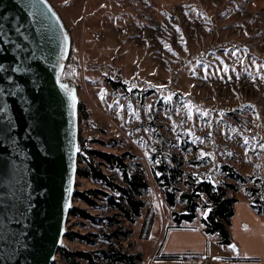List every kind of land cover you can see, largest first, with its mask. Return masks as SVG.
Masks as SVG:
<instances>
[{"label": "rangeland", "instance_id": "rangeland-1", "mask_svg": "<svg viewBox=\"0 0 264 264\" xmlns=\"http://www.w3.org/2000/svg\"><path fill=\"white\" fill-rule=\"evenodd\" d=\"M50 1L71 33L64 75L77 85L88 112L89 118L79 122L84 147L128 151L131 171L143 164L150 185L146 207L124 240L131 252H143L142 263L153 258L161 232L174 225L173 211L181 209L179 200L167 203L156 181L159 162L172 166L171 158L179 153L185 175L217 184L227 179L221 167L229 164L264 181L259 147L264 143V0ZM107 77L127 88H114ZM201 152L210 155L201 157ZM104 169L122 177L115 168ZM104 186L77 176L76 188ZM234 194L246 198L245 186ZM197 213L193 222H184L192 227L186 229L201 227L207 209L199 207ZM152 215L149 236L140 237L143 221ZM76 221L70 216L68 228L98 229ZM209 240L216 264L223 263L221 256L234 254L215 237ZM64 244L88 247L66 237Z\"/></svg>", "mask_w": 264, "mask_h": 264}, {"label": "water", "instance_id": "water-1", "mask_svg": "<svg viewBox=\"0 0 264 264\" xmlns=\"http://www.w3.org/2000/svg\"><path fill=\"white\" fill-rule=\"evenodd\" d=\"M70 46L50 0H0V264H54L64 245L80 154Z\"/></svg>", "mask_w": 264, "mask_h": 264}, {"label": "trees", "instance_id": "trees-1", "mask_svg": "<svg viewBox=\"0 0 264 264\" xmlns=\"http://www.w3.org/2000/svg\"><path fill=\"white\" fill-rule=\"evenodd\" d=\"M114 88L127 85L120 80L107 77ZM80 118L88 119L85 105L80 104ZM80 136L81 148L79 154L78 177L92 178L99 181L104 187L88 189L76 188L74 202H84L88 207L75 204L70 216L75 218L76 224L85 226L88 223L98 226V229L80 231L68 228L66 239L80 241L87 248H71L64 244L58 253L54 264H141L144 260L143 252H131L124 240L133 233L132 225L142 216L146 207L144 195L149 192L150 185L145 176L143 164L136 163L131 171L129 152L115 153L97 148H85ZM170 166L166 160L158 163L154 168V175L165 200L169 205H175L179 200L181 209L173 211L174 225L166 227L165 234L154 251V260H203L207 253H167L163 245L167 232L171 228L186 229L184 222L190 224L197 217L199 207L207 209V213L200 218L202 230L208 235H215L217 243L234 252L223 255L231 261H246L249 257L239 255V246L232 234V220L236 214V203L242 199L234 193L245 186L246 199L252 209L264 217V181L251 179L253 175H244L229 164H223L222 173L226 180L214 183L210 179L200 178L198 174L188 173L183 169V158L175 153ZM104 166L115 168L122 177L117 179L114 173L107 172ZM252 183H249L251 182ZM262 183L259 184V182ZM182 184L186 189H182ZM233 192V194L231 193ZM106 207L105 211L100 210ZM154 223V216L145 219L141 227L140 237L149 236ZM236 244L238 249L231 247ZM130 244V243H129Z\"/></svg>", "mask_w": 264, "mask_h": 264}, {"label": "crops", "instance_id": "crops-1", "mask_svg": "<svg viewBox=\"0 0 264 264\" xmlns=\"http://www.w3.org/2000/svg\"><path fill=\"white\" fill-rule=\"evenodd\" d=\"M248 205L249 202L246 199H240L236 203V214L232 220L231 230L234 239H239V255L251 259L246 261H231L221 258L222 264H264V217L258 215ZM245 220L249 221V223H246ZM200 228L171 230L164 242L163 251L167 253H207L214 258V264H216L215 259L218 257L215 256L214 251L212 252L213 248H211L209 240L211 237L216 238V236H208L202 230V226ZM164 231L161 232L158 238L157 246L164 235ZM216 250L219 253L221 252L220 248H216ZM142 264H204V262L202 260L195 262L154 260L151 257Z\"/></svg>", "mask_w": 264, "mask_h": 264}, {"label": "snow or ice", "instance_id": "snow-or-ice-1", "mask_svg": "<svg viewBox=\"0 0 264 264\" xmlns=\"http://www.w3.org/2000/svg\"><path fill=\"white\" fill-rule=\"evenodd\" d=\"M41 2H43V0H41ZM27 7H28L29 9H32V10H33V11H31V13H30L31 15H36V11H35V9H36V4H35V3L30 2V3L27 5ZM17 31H19V29H17ZM66 41H67V37H65V42H66ZM169 50H171V49H169ZM65 54H66V49H65ZM233 54H234V53H233ZM63 58H64V56L62 55V56H61V59H63ZM59 67H60V69H61V72H60V73L58 74V76H57L58 81H59V76H60V74L63 73V65L60 64ZM0 70H3V69H0ZM19 70H20L19 68L14 69V71H19ZM225 71H227V67H225ZM261 79L264 80V76H262ZM60 87H61L62 89H64V90H66V91H69L68 88H67V85H65V84H63V83L60 84ZM71 98H72V102H73V104H75V102H76V97H75L74 95H72ZM102 98H103V97H102ZM166 99H167V100H171V96L166 97ZM189 107H191V106H189ZM203 115H207V114L204 113ZM189 118H191V113L189 114ZM188 132H189V134H191L190 129L188 130ZM196 139H198V138H196ZM244 143L247 144L248 141L245 140ZM73 147H75V146L73 145ZM259 147H260V149H261L262 151H264V143H259ZM76 151H77V152L79 151V148H78V147H76ZM200 155H201V157H207V156H209L210 154H209V153H206V152H201Z\"/></svg>", "mask_w": 264, "mask_h": 264}, {"label": "built area", "instance_id": "built-area-1", "mask_svg": "<svg viewBox=\"0 0 264 264\" xmlns=\"http://www.w3.org/2000/svg\"><path fill=\"white\" fill-rule=\"evenodd\" d=\"M202 262H204V264H214V259L211 255H206Z\"/></svg>", "mask_w": 264, "mask_h": 264}]
</instances>
